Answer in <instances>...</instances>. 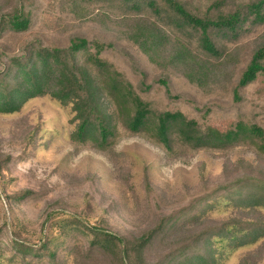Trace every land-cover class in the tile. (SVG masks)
<instances>
[{
  "label": "trees",
  "instance_id": "obj_1",
  "mask_svg": "<svg viewBox=\"0 0 264 264\" xmlns=\"http://www.w3.org/2000/svg\"><path fill=\"white\" fill-rule=\"evenodd\" d=\"M248 29H264V0H10L0 10V114L50 97L69 106V138L78 146L106 153L122 138L140 137L169 158L242 147L264 164V35L249 47L246 35L255 31ZM7 161H0V175ZM208 196L137 236L108 218L90 225L48 213L38 245L12 229L21 241L11 246L22 264H45L44 256L47 264H65L52 245L69 248L63 240L77 230L88 238L86 257L98 252L109 264H217L216 242L264 240V220L231 219L147 259L170 234L198 226V211L215 201L264 208V175L250 172Z\"/></svg>",
  "mask_w": 264,
  "mask_h": 264
},
{
  "label": "rangeland",
  "instance_id": "obj_2",
  "mask_svg": "<svg viewBox=\"0 0 264 264\" xmlns=\"http://www.w3.org/2000/svg\"><path fill=\"white\" fill-rule=\"evenodd\" d=\"M9 1L0 0V10ZM44 18L46 27H53L52 18L46 14ZM249 31L255 29L244 33ZM263 35L264 29L246 35L247 45H257ZM222 70L228 74L231 67ZM71 117L69 106L50 97L32 99L15 114H0V161L8 159L0 175V264H22L20 253L11 246L21 240L12 229L27 237L28 244L38 245L47 231L42 223L48 213L58 220L77 216L90 225L108 218L119 232L137 236L163 216L238 177L250 172L264 175V164L242 147L227 154L199 152L169 158L140 137L122 138L106 153L78 146L69 138ZM25 192L30 193L14 198ZM206 198L214 202L211 196ZM226 203L220 199L198 211V226L170 234L160 246L152 247L147 259L162 257L204 227L231 219L264 220V208L250 210ZM50 232L58 237L60 230ZM63 243L69 248L58 242L52 247L65 264H109L98 252L86 257L88 238L80 231L75 230ZM73 246L75 253L68 251ZM214 248L217 264H264V240L242 247L227 246L224 240ZM41 260L47 264L48 257Z\"/></svg>",
  "mask_w": 264,
  "mask_h": 264
}]
</instances>
